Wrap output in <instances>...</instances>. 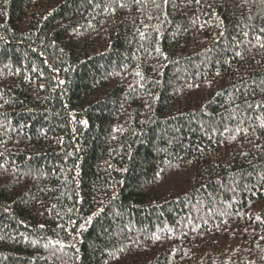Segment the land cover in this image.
<instances>
[{
    "label": "trees",
    "instance_id": "trees-1",
    "mask_svg": "<svg viewBox=\"0 0 264 264\" xmlns=\"http://www.w3.org/2000/svg\"><path fill=\"white\" fill-rule=\"evenodd\" d=\"M175 4L0 0V264H264V0Z\"/></svg>",
    "mask_w": 264,
    "mask_h": 264
},
{
    "label": "snow or ice",
    "instance_id": "snow-or-ice-1",
    "mask_svg": "<svg viewBox=\"0 0 264 264\" xmlns=\"http://www.w3.org/2000/svg\"><path fill=\"white\" fill-rule=\"evenodd\" d=\"M135 2H136L137 4H140V3H142V0H135ZM153 2H154V0H153ZM192 2H193V0H188V4H191ZM194 2L197 3V4H199V3L201 2V0H194ZM169 3H172L173 7H177V5L175 4V0H164V4H165V5H167V4H169ZM120 6L123 7L124 5H120ZM185 6H187V5H185ZM156 7H157V8H160L161 5L157 4ZM149 18H151V17H149ZM260 32H261V33H264V27H262V28L260 29ZM141 35L143 36V33H141ZM244 35H247V33H244ZM255 39H256L257 42H259V41H261L262 37L259 36V35H257V36L255 37ZM259 47L264 48V43H260V44H259ZM157 51H159V49H157ZM235 56H236V57H242V53H241L240 51H236V52H235ZM165 58H167V57H165ZM137 75H140V73H137ZM217 75H219V72H217ZM218 95H219V93H218ZM238 107H239V106H238ZM248 107H249V108H252V105H251V104H248ZM257 107H264V105H257ZM85 123H86V122H85ZM259 127H260L261 129H264V122H261V124L259 125ZM213 131H216V130L213 129ZM224 131H225V132H228L229 129L226 127V128L224 129ZM253 131H255V129H253ZM234 132H235V135L232 136V139H233V140H235V139H236V136L239 135L240 133H244L245 135L248 134V130H247L246 128L241 127L239 124H238L237 127L234 129ZM0 155H3V153H0ZM245 155H246V154H245ZM257 219H260V218L257 217ZM87 222H91V218H89V220H88ZM157 239H158V237H157ZM49 243H53V242H52V241H49ZM56 245H59V247H61V248L64 247V245H63L62 243H60V242H55L54 247H55Z\"/></svg>",
    "mask_w": 264,
    "mask_h": 264
}]
</instances>
